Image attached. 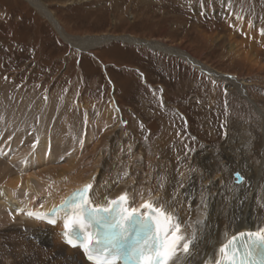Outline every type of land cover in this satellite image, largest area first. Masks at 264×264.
<instances>
[{
  "label": "rangeland",
  "instance_id": "1",
  "mask_svg": "<svg viewBox=\"0 0 264 264\" xmlns=\"http://www.w3.org/2000/svg\"><path fill=\"white\" fill-rule=\"evenodd\" d=\"M38 1L53 15L55 27L70 38V43L26 0H0V113L6 117L4 107L14 106L23 110L28 121L35 119L23 123L25 131L19 144L18 137L13 138L20 135L17 133L11 135L10 144L4 143L0 128V161L19 176L60 166L70 160L68 147L75 149L59 141V153L48 155L47 150L41 156L44 162L36 163L38 150L30 148L28 140L41 141L36 134L45 117L63 114V121L89 118L96 123L105 120L112 104L119 111L114 122L123 129V146L132 144L151 152L157 148L154 158L172 163L177 171L189 168L193 176L191 163L197 153L204 149L221 153L228 137L248 135V129L251 139L254 136L253 162L257 165L263 161L264 168V125L260 120V111L264 113V0H214L209 15L199 19L194 9L197 0H163L161 5L155 0ZM103 36L177 46L212 71L245 81L248 98L229 81L214 80L195 71L184 59L164 56L168 53L158 48L119 40L88 50L76 44ZM188 66L194 73H189ZM82 105L87 111L79 108ZM242 127H247L245 133L240 131ZM10 145L32 153L29 167L25 160L14 168L19 161ZM123 146L113 152L120 160ZM109 161L117 166V160L110 157ZM234 176L237 174L232 175L234 184L243 182ZM116 181L108 183V192L116 187ZM18 194L15 204L29 195L20 199ZM42 195L34 197L36 205L43 204ZM0 217H4L1 209ZM29 222H10L7 226L22 230L24 238L31 241L28 236L34 227ZM9 259L3 261L16 262Z\"/></svg>",
  "mask_w": 264,
  "mask_h": 264
},
{
  "label": "bare ground",
  "instance_id": "2",
  "mask_svg": "<svg viewBox=\"0 0 264 264\" xmlns=\"http://www.w3.org/2000/svg\"><path fill=\"white\" fill-rule=\"evenodd\" d=\"M69 1L82 2L86 0ZM26 2L51 25L54 27L57 25L53 15L38 0H26ZM55 28L64 40L70 41V38H67L58 29L59 27ZM124 38L91 37L81 40L84 43L76 41V44H80L82 49L88 50L93 46H104L119 40L122 43L135 46L146 45V48H158L159 51L168 53L167 55L186 60L214 80L223 78L229 81L232 87L247 97L245 81L229 78L226 75L222 76V74L212 71L177 46L168 47L166 42L149 41L148 43L130 37L123 40ZM5 107L3 114H6V117L0 113V128L4 133L2 134L3 142L8 143L11 135L17 133L20 135H15L13 138L18 137L16 144H19L21 134L25 131L23 123L26 121L32 123L35 119L28 121V117L22 113L23 110L14 108V106ZM79 108L87 111L85 105L79 106ZM256 108L259 110L258 107ZM63 110L66 111L67 108ZM118 112L116 106L112 104L110 113L105 116V120L96 123L90 122L89 118L82 122L76 121L74 118L71 119V117V120L63 121L65 117L63 114H51L47 117L48 120L45 117L38 125L36 134V138L40 137L41 141L36 143L28 140L30 148L35 145V149L38 150L37 156H35L36 163L44 162L45 157L41 156L47 150L48 155L59 153V141L64 140L67 147L75 146L74 150L71 146L66 150V152L72 151L70 160L51 170H39L40 172L34 173L29 171L28 174L19 176L15 169H10L6 162L0 161V209L4 213V217H0V229L3 226L5 229L0 232V261L11 258L16 260L14 264H92L77 250H72L62 243L63 238L57 235V228L46 226L48 223H41L43 221L32 220L24 213L35 210L49 214L52 210H56L55 216L58 217V223L62 225L66 212H68L62 207L64 202L73 192L89 183L92 184L89 199L93 201L94 207L107 205L108 200L116 199L121 194L127 193L129 204L133 207H138L144 201L151 200L177 217L186 236L195 234L189 252L181 251L178 254L177 264H216V261L220 259L219 247L227 238L240 232H255L259 228H264L263 161L259 160L257 165L253 162L255 160L252 149L254 136L251 139L252 134L249 129L248 135H246L247 127L241 128L240 131L246 133L236 136L237 141L228 137L221 153L212 149H204L197 153L193 163L190 161L195 167L192 172L193 176H191L187 166L185 167L187 171H177L171 165L172 163L169 164L166 160H161L159 156L157 159L154 158L158 155L155 154L157 148H153L151 152L136 149V146L132 144L123 146V136H125L122 133L123 129L121 126L117 127L114 122V118L119 115ZM260 117L263 126L264 113L262 111H260ZM82 123L83 125H81ZM4 135L7 137L4 138ZM261 135H263V131ZM34 136V134L31 135V137ZM10 146L12 147V145ZM18 146L13 145L12 148L15 149L13 154L15 158L18 157L17 161H21L22 155L28 150L26 148L18 149ZM122 146L124 152L122 155L119 154L120 160L113 156V152L116 148L119 151ZM133 148L135 149L132 150ZM125 151L126 154H124ZM114 153L116 154V152ZM46 157L49 158L47 155ZM110 157L117 160V166L115 163L108 162ZM55 164H57L56 161ZM237 173L242 177L241 184L233 183L232 175ZM164 177L167 178L166 181H162ZM113 179L117 180V184L116 187L110 188V193L107 191L108 183ZM102 181L106 184L101 185ZM14 192L19 193L20 196H17L20 199H24L27 193L29 195L24 202L19 201L20 203L15 204ZM39 195L45 196L44 202L36 205L33 200L37 199L34 197H40ZM26 220L31 221V226L34 227L31 229L32 235L28 236L32 239L31 241L24 238L25 232L22 230L10 229L7 226L10 222ZM31 222L29 223L31 224ZM5 262L3 261L1 264H6Z\"/></svg>",
  "mask_w": 264,
  "mask_h": 264
},
{
  "label": "snow or ice",
  "instance_id": "3",
  "mask_svg": "<svg viewBox=\"0 0 264 264\" xmlns=\"http://www.w3.org/2000/svg\"><path fill=\"white\" fill-rule=\"evenodd\" d=\"M237 180L242 181L238 173ZM91 189V183L77 189L62 207L70 210L64 223L67 243L79 245L92 264H177L178 254L189 252L195 234L186 236L168 210L151 200L133 207L127 193L94 207ZM134 230L139 233L135 243L123 248L122 242ZM218 251L216 264H264V228L233 234Z\"/></svg>",
  "mask_w": 264,
  "mask_h": 264
},
{
  "label": "crops",
  "instance_id": "4",
  "mask_svg": "<svg viewBox=\"0 0 264 264\" xmlns=\"http://www.w3.org/2000/svg\"><path fill=\"white\" fill-rule=\"evenodd\" d=\"M160 2L162 3V1L160 0ZM251 37H252V34H251ZM251 37H249V38H251ZM263 44H264V41H263ZM252 48V47H251Z\"/></svg>",
  "mask_w": 264,
  "mask_h": 264
},
{
  "label": "water",
  "instance_id": "5",
  "mask_svg": "<svg viewBox=\"0 0 264 264\" xmlns=\"http://www.w3.org/2000/svg\"><path fill=\"white\" fill-rule=\"evenodd\" d=\"M115 41H117V40H115ZM223 76V75H222Z\"/></svg>",
  "mask_w": 264,
  "mask_h": 264
}]
</instances>
